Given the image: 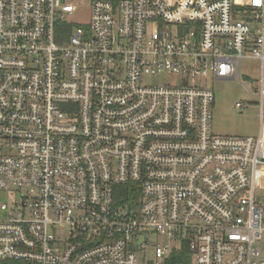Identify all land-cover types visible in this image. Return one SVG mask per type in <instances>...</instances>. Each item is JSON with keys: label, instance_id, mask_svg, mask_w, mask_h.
<instances>
[{"label": "built area", "instance_id": "built-area-1", "mask_svg": "<svg viewBox=\"0 0 264 264\" xmlns=\"http://www.w3.org/2000/svg\"><path fill=\"white\" fill-rule=\"evenodd\" d=\"M244 58L259 132L219 134ZM259 174L264 0H0V264H264Z\"/></svg>", "mask_w": 264, "mask_h": 264}, {"label": "rangeland", "instance_id": "rangeland-1", "mask_svg": "<svg viewBox=\"0 0 264 264\" xmlns=\"http://www.w3.org/2000/svg\"><path fill=\"white\" fill-rule=\"evenodd\" d=\"M87 13V9H83ZM79 17V15L77 14ZM241 77L236 80H215L213 77L204 81L207 87L214 92V104L212 108V128L219 134L235 136L256 135L260 124L258 98L260 90V62L257 59L244 58L240 65ZM166 80H176V76H168ZM246 103L244 110H238L236 103ZM261 180L258 190L260 195L264 194V174H259ZM16 197V192H0V202H9ZM18 197H16L17 199ZM154 244H162L163 239L155 236ZM264 251V239L259 241L258 247ZM150 251V250H148ZM264 254V252H263ZM151 256V252L149 253ZM264 256V255H263Z\"/></svg>", "mask_w": 264, "mask_h": 264}, {"label": "trees", "instance_id": "trees-1", "mask_svg": "<svg viewBox=\"0 0 264 264\" xmlns=\"http://www.w3.org/2000/svg\"><path fill=\"white\" fill-rule=\"evenodd\" d=\"M167 264H190L189 253L184 245L179 250H173L167 260Z\"/></svg>", "mask_w": 264, "mask_h": 264}, {"label": "crops", "instance_id": "crops-1", "mask_svg": "<svg viewBox=\"0 0 264 264\" xmlns=\"http://www.w3.org/2000/svg\"><path fill=\"white\" fill-rule=\"evenodd\" d=\"M259 115H260V106H259ZM260 123H261V116H260ZM259 127H260V124H259ZM258 130H259V128H258ZM258 130H257V131H258ZM258 132H259V131H258ZM258 132H257V133H258ZM257 133H256V134H257Z\"/></svg>", "mask_w": 264, "mask_h": 264}]
</instances>
